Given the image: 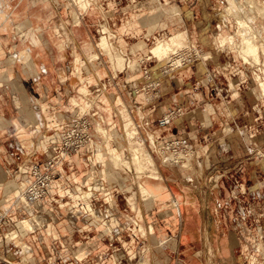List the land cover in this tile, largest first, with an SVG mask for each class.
Returning a JSON list of instances; mask_svg holds the SVG:
<instances>
[{
	"label": "crops",
	"instance_id": "0c3cea01",
	"mask_svg": "<svg viewBox=\"0 0 264 264\" xmlns=\"http://www.w3.org/2000/svg\"><path fill=\"white\" fill-rule=\"evenodd\" d=\"M87 2L0 0V264H253L254 249L263 260V46L224 54L237 28L225 0ZM160 40L215 59H171L165 73ZM82 118L93 143L61 162L31 214L16 191ZM179 139L192 153L183 170L153 147ZM17 206L41 224L25 228Z\"/></svg>",
	"mask_w": 264,
	"mask_h": 264
},
{
	"label": "rangeland",
	"instance_id": "374dc122",
	"mask_svg": "<svg viewBox=\"0 0 264 264\" xmlns=\"http://www.w3.org/2000/svg\"><path fill=\"white\" fill-rule=\"evenodd\" d=\"M72 1V0H71ZM73 1H75L76 3H78V5H80L83 9H85V10H87L88 9V6H89V3L87 2V0H73ZM113 1H116V0H113ZM225 2H226V4L227 3H229L230 4V1L228 2V0H225ZM236 2V6H235V8H239V9H241V10H239L238 12H239V15L242 17V13L241 12H245V14H243V18H244V20L247 18L248 19V23H249V25H250V27L248 26V25H243L244 24V21L242 20V22L243 23H239L238 21L239 20H237V19H235V18H239L240 16H237V15H233V14H235V13H232L231 14V12H232V7H230L231 9H229V6H231V5H229V4H227V6H226V9H225V11H226V13H225V15L227 16V17H233L237 22H236V25H237V28H236V32L233 34V35H231L228 39H226L225 37H222V39H221V44H222V46H224L225 48H224V50H223V47H222V50H223V52H224V54H228V53H230L231 52V50L233 49V48H239V50H242V51H240L243 55H244V57H245V60H246V54L244 53V52H246L248 49L250 50V49H253L254 47H256V45H259V44H261L262 46H263V48H264V9L260 6V3H259V1L258 0H234V3ZM250 2H251V4H253V5H250ZM249 4V5H248ZM244 5H246L247 6V8L244 6ZM251 8H250V7ZM237 8V9H238ZM256 8V9H255ZM258 9V10H257ZM231 10V11H230ZM230 12V13H229ZM243 12V13H244ZM246 12H247V15H246ZM236 16V17H235ZM249 17V18H248ZM243 18H241V19H243ZM240 19V18H239ZM240 19V20H241ZM247 19L245 20V22H247ZM247 23V24H248ZM220 25L219 26H217L216 28L218 29V30H220V33L222 34H224V31H225V26L223 25V23L222 22H220L219 23ZM246 24V23H245ZM242 25V26H241ZM245 26H247V27H245ZM251 26H252V28H251ZM220 27H221V29H220ZM241 27V28H240ZM251 28V29H250ZM244 31V32H243ZM262 38V39H261ZM108 39V38H107ZM261 40V42L259 43V41ZM164 41V44L165 45H167V46H169L170 48L168 49V53L167 54H162V55H160V56H157V55H155L154 53H152V56L154 57V58H156V59H154V61H161L162 63H159L158 62V64L159 65H163V66H166V67H164L163 69H165L164 71H165V73H167L169 70H170V65L172 64V61H171V59H175V61H176V59L177 58H181L182 59V61H184V66H185V64H192L193 62H194V60L195 61H198V62H207V61H209L210 59H215V57L213 56V54L212 55H208V56H206V55H204L203 53H201V51L200 50H197V49H194V48H191V47H183L182 49H177L176 47H175V42L174 41H172V40H160V41H158L157 43H160V42H163ZM232 41V42H231ZM108 42H109V39H108ZM110 43V42H109ZM156 43V44H157ZM155 44V45H156ZM220 44V45H221ZM101 45H102V47L105 49V51H106V53L107 54H109L110 55V52H111V50H109L108 48H105L104 46H103V44H102V41H101ZM154 45V46H155ZM261 45H259V46H261ZM153 46V47H154ZM227 46V47H226ZM152 47V48H153ZM108 49V50H107ZM175 50H178V51H175ZM194 50V51H193ZM237 50V49H236ZM174 51L176 52V53H174ZM152 52V51H151ZM179 52V53H178ZM181 52V53H180ZM254 54H256V51H254L253 52ZM112 54V53H111ZM177 54H178V57H177ZM175 57H177V58H175ZM179 59H177V61H176V64L178 63H180V61H181V59H180V61H179ZM262 59H264V57L262 58ZM248 60V62H251V61H249L250 59L248 58L247 59ZM252 64H253V62H251ZM263 64V63H262ZM264 65V64H263ZM261 69L260 71H262V73H261V76H260V74L258 73L256 76H257V78H258V81L261 83V84H264V68H262V67H256L255 69L256 70H259V69ZM180 154H183V158H182V160H184V165H186V166H181L182 164H180V170H183L184 168H188V166H189V160H190V154H192V153H190V150H188V149H186V151L185 152H182V151H178V150H176L174 153H173V160H174V162H176L177 161V158H179L180 157ZM263 155V154H262ZM135 157V156H134ZM138 158H139V156H137ZM136 158V157H135ZM146 160H147V162L149 163V164H151L152 166H153V170H156V167H155V164H154V160H153V158L150 156V155H146ZM181 160V161H182ZM170 162V161H169ZM135 163L138 165V170H141L142 171V160H141V158H139V159H137L136 158V161H135ZM169 164V163H168ZM171 164V163H170ZM173 164V163H172ZM175 166V165H174ZM177 167H179V166H177ZM185 169V170H186ZM228 171V170H227ZM229 176V175H228ZM235 177H234V179H232L233 181H235ZM28 180H29V178H28ZM232 188V192H235L236 194H240V189H239V187H238V185L236 184V183H234V182H231L230 183V185H229V188ZM21 188V187H20ZM181 191V190H180ZM22 194H23V192H24V189L22 188ZM40 204V203H39ZM18 205H20V203L18 204ZM242 205V204H241ZM17 208L19 209V211L21 212V213H25L27 216H28V220H30V216L26 213V212H24L23 210H21V208H19V206H17ZM246 206L243 204L242 206H241V212L243 213V214H246ZM37 216H35V217H33V220L35 221ZM23 223V222H22ZM49 223V220H48V218H47V220L42 224V226H35V228H37V229H39V228H42L43 226H46L47 224ZM24 225V224H23ZM35 225H38V223H36ZM34 226V225H33ZM27 228V227H26ZM255 252H256V250L254 249L253 250V264H264V259L262 260V259H260V258H258L257 257V255L255 254ZM263 257H264V255H263Z\"/></svg>",
	"mask_w": 264,
	"mask_h": 264
},
{
	"label": "built area",
	"instance_id": "2783aa9c",
	"mask_svg": "<svg viewBox=\"0 0 264 264\" xmlns=\"http://www.w3.org/2000/svg\"><path fill=\"white\" fill-rule=\"evenodd\" d=\"M180 115V109L176 112H170L160 122L161 126L169 124L176 116ZM92 131L91 124L86 118H82L73 123L69 129L63 133L60 144L58 146H51L50 151L52 152V157L47 161L36 162L32 165L29 182L24 191L30 203H47L50 201L56 180L60 177L58 168L61 162L66 157H70L78 153L82 148L92 144L94 141ZM153 147L154 150L160 151L159 154L164 159V162L174 165L172 162H169L168 157L173 155L176 150H181L182 152H185L186 149L190 150V143L188 140L179 139L166 142L159 147L153 144ZM180 164H182L181 166L183 167L184 160H182ZM4 219V214L0 212V224Z\"/></svg>",
	"mask_w": 264,
	"mask_h": 264
},
{
	"label": "bare ground",
	"instance_id": "6f19581e",
	"mask_svg": "<svg viewBox=\"0 0 264 264\" xmlns=\"http://www.w3.org/2000/svg\"><path fill=\"white\" fill-rule=\"evenodd\" d=\"M230 1V4L229 5H231V6H229V9H231L230 7H232V12H231V14L232 13H235V14H233V15H237V16H240L239 15V10H241V9H239L238 7V9L237 8H235V4H236V2L234 3V0H228V2ZM236 1V0H235ZM249 5V4H248ZM250 5H253V4H251V2H250ZM254 6V5H253ZM250 7V6H249ZM251 8V7H250ZM256 9V8H255ZM258 10V9H257ZM231 11V10H230ZM239 11V12H238ZM244 12V11H243ZM243 12H241L242 13V17L240 16L239 18L241 19V18H243L244 16H243V14H245V12L243 13ZM230 13V12H229ZM246 15H247V12H246ZM234 17V16H233ZM236 17V16H235ZM239 18H235V19H237V20H239L238 22L239 23H243L242 22V20L244 21V24L243 25H248L249 27H250V25H249V21H248V19H247V22H245V20H244V18L243 19H239ZM249 18V17H248ZM76 22V21H75ZM237 22V21H236ZM237 22V23H238ZM238 23V24H239ZM246 23V24H245ZM248 23V24H247ZM237 24V25H238ZM242 26V25H241ZM245 27H247V26H245ZM241 28V27H240ZM251 28H252V26H251ZM250 28V29H251ZM108 31H107V29L105 30V33H107ZM244 32V31H243ZM108 37H102V44H103V46L105 47V48H108L109 50H111L110 49V43L108 42V39H107ZM232 42V41H231ZM170 47L169 46H167V45H165L164 44V41L163 42H160V43H157L153 48H152V53H154L155 55H157V56H160V55H162V54H167L168 53V49H169ZM107 49V50H108ZM175 51H178V50H175ZM174 51V53H176ZM179 53V52H178ZM181 53V52H180ZM111 56V55H110ZM177 57H178V54H177ZM177 57H175V58H177ZM111 59V58H110ZM177 59H179V58H177ZM177 59H176V61H177ZM181 59V58H180ZM180 59H179V61H180ZM112 60V59H111ZM120 60V59H119ZM175 60V59H174ZM182 60V59H181ZM175 61V62H176ZM112 62V61H111ZM181 62V61H180ZM175 64V63H174ZM180 64V63H179ZM178 63H177V65H179ZM123 65V64H122ZM181 151V150H180ZM182 158H183V154H180V157L179 158H177V161L176 162H174V160H173V155H171L170 157H168V160L170 161V162H172L174 165H178V164H180L181 163V160H182ZM26 189V188H25ZM25 189H24V191H25ZM148 190V189H147ZM16 195L18 196V202L17 203H20L21 205H22V207H24V209H26V210H28L31 214L33 213V210H32V208L30 207V205H35V204H32V203H30L29 201H28V199L26 198V196H25V193L23 192V194H22V192H21V189L19 188L17 191H16ZM41 203H43V202H41ZM36 204H39V203H36ZM36 220L34 221L33 220V218L31 219V220H26V221H24L23 222V224H24V226H25V228L27 227V226H29V225H35L36 223H38V224H41L40 223V221H41V218L40 217H36L35 218ZM43 224V223H42Z\"/></svg>",
	"mask_w": 264,
	"mask_h": 264
}]
</instances>
